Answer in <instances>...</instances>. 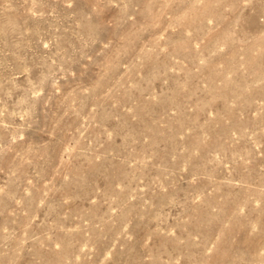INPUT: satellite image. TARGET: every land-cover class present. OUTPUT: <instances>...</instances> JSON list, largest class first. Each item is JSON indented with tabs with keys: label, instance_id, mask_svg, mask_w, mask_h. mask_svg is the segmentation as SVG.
<instances>
[{
	"label": "rangeland",
	"instance_id": "374dc122",
	"mask_svg": "<svg viewBox=\"0 0 264 264\" xmlns=\"http://www.w3.org/2000/svg\"><path fill=\"white\" fill-rule=\"evenodd\" d=\"M0 264H264V0H0Z\"/></svg>",
	"mask_w": 264,
	"mask_h": 264
}]
</instances>
